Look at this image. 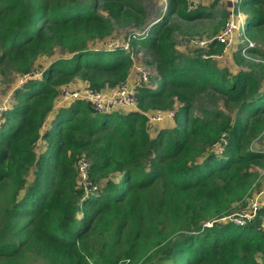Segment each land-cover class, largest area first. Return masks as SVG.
I'll use <instances>...</instances> for the list:
<instances>
[{
  "label": "trees",
  "instance_id": "trees-1",
  "mask_svg": "<svg viewBox=\"0 0 264 264\" xmlns=\"http://www.w3.org/2000/svg\"><path fill=\"white\" fill-rule=\"evenodd\" d=\"M212 12L167 0L165 15L145 24L134 0H0V74L25 78L0 123V264H264V205L243 225L226 221L264 166L250 150L264 133V65L229 76L175 48L181 23ZM233 13L243 14L247 38L264 42V0H239ZM219 15L216 32L229 18ZM116 24L142 28L128 47L155 66L136 108L107 114L73 101L52 117L75 79L94 90L127 81L123 49H89ZM56 47L66 56L39 67ZM200 98L224 99L237 114L194 116ZM176 104L172 127L152 137L148 113ZM40 141L46 149L37 154ZM82 156L88 193L77 180Z\"/></svg>",
  "mask_w": 264,
  "mask_h": 264
},
{
  "label": "rangeland",
  "instance_id": "rangeland-1",
  "mask_svg": "<svg viewBox=\"0 0 264 264\" xmlns=\"http://www.w3.org/2000/svg\"><path fill=\"white\" fill-rule=\"evenodd\" d=\"M136 4L145 10V24L153 22L166 13L167 0H134ZM90 2V1H89ZM197 5L204 6L207 9H213V19L210 20H198L194 23L184 24L181 23V30L175 34V48L178 54L184 58H198L202 57L207 60L210 65L214 67L221 74H227L229 76L235 75L238 72H250L255 70L260 65H264V53L263 55H257L256 53L249 54L247 50L256 49L259 52L264 51V42L260 44L251 41L247 38L243 31V26L246 21L243 14H234L235 6L237 7V0H189V9L195 8ZM225 12L229 14L227 19V25L222 29L219 27L217 32L216 27L219 25L221 18L219 13ZM225 28H229L228 33L224 36V43L217 40V37L222 35ZM142 28H137L131 24H116L112 27V33L109 38L103 42H92L89 44V49L94 50H113L115 48L123 49L124 53L130 56L131 68L127 78V82L133 85L139 75L138 71L149 79L155 77V66L152 57L136 46L133 50L128 47L129 36L134 33L140 35ZM66 54L59 48H55L51 58H42L38 62L39 67H46L50 61H55L60 58H64ZM38 76L37 78H39ZM24 77L15 73L0 74V123L3 122L2 114L11 110L15 105L14 92L19 89L24 81ZM85 83L79 79L72 81L67 87L70 90H80ZM70 100L58 99L56 102V108H54L52 117L62 106H66L70 103ZM179 107V104L175 105L173 113ZM224 99L217 98L213 102L200 98L193 106L192 113L194 116H201L202 113L216 110L224 113H232V116L237 112L233 107L227 108ZM134 110V109H132ZM128 110V111H132ZM122 113L126 111L120 110ZM173 119V118H172ZM172 119H165L164 121L150 125V133L152 137H155L157 132L162 129H169L173 125ZM50 119L47 120V126ZM47 128V127H46ZM46 149L44 142L40 141L36 147V153L40 154ZM250 150L258 152L264 156V133L259 134L251 143ZM220 151V147H216V152ZM86 163L88 165V159L86 156H82L77 164L78 169V185L85 188L88 193L87 184L84 183L81 177L80 165ZM34 170H31L26 176V187L31 184L34 178ZM99 186V185H98ZM100 188V186L98 187ZM24 194L23 191L20 192ZM97 193L96 189L91 191V195ZM264 205V166L257 170V177L255 183L252 185L250 195L246 201V205L236 208V213L232 214L226 221L232 222L238 217L249 215L252 207L259 208ZM1 206V203H0ZM81 218V216H80ZM80 220V219H79ZM91 248L96 252L94 244ZM121 264V263H120ZM127 264V262L122 263Z\"/></svg>",
  "mask_w": 264,
  "mask_h": 264
},
{
  "label": "built area",
  "instance_id": "built-area-1",
  "mask_svg": "<svg viewBox=\"0 0 264 264\" xmlns=\"http://www.w3.org/2000/svg\"><path fill=\"white\" fill-rule=\"evenodd\" d=\"M239 0H237V3ZM229 28H225L222 35L217 37V40L224 43V36L228 33ZM139 75L136 79V82L133 85H130L127 81L120 86L114 89H102V90H94L88 86H84L80 90H70L68 87L62 89L60 93L59 99L61 100H70L73 101H85L88 102L94 111L99 113H112L115 111H128L136 108L137 104V95L138 88L142 85L148 84V78L142 73V71H138ZM122 112V111H121ZM174 116L173 112H162V111H154L148 113V124L155 125L158 124L165 119H172ZM1 118V115H0ZM86 163H82L80 165L81 177L85 181L86 178ZM96 187H93L95 189ZM258 209V207H257ZM255 207H252L249 215H244L243 217H238L234 219L232 222L235 224L243 225L246 221H250L257 210Z\"/></svg>",
  "mask_w": 264,
  "mask_h": 264
}]
</instances>
